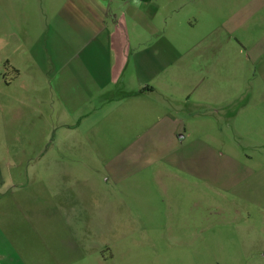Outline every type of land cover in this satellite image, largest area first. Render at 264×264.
<instances>
[{"label": "crops", "instance_id": "crops-1", "mask_svg": "<svg viewBox=\"0 0 264 264\" xmlns=\"http://www.w3.org/2000/svg\"><path fill=\"white\" fill-rule=\"evenodd\" d=\"M222 158L264 203V0H0V264H97Z\"/></svg>", "mask_w": 264, "mask_h": 264}, {"label": "rangeland", "instance_id": "rangeland-1", "mask_svg": "<svg viewBox=\"0 0 264 264\" xmlns=\"http://www.w3.org/2000/svg\"><path fill=\"white\" fill-rule=\"evenodd\" d=\"M192 139L188 137V144ZM222 142L228 144L223 137ZM225 159L219 179L213 176L217 173L206 172L203 180L189 174L182 182L174 179L170 187L158 185L150 206L126 197L125 213L137 219L124 221L119 238L111 231L103 238L97 264H263L259 245L264 240V203L255 178L261 158L247 161L255 177L233 183Z\"/></svg>", "mask_w": 264, "mask_h": 264}]
</instances>
